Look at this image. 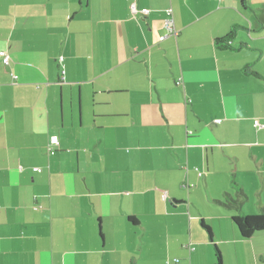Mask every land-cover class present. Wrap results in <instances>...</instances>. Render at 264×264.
<instances>
[{
  "label": "crops",
  "instance_id": "1",
  "mask_svg": "<svg viewBox=\"0 0 264 264\" xmlns=\"http://www.w3.org/2000/svg\"><path fill=\"white\" fill-rule=\"evenodd\" d=\"M247 66L264 0H0V264H264L233 220L264 213Z\"/></svg>",
  "mask_w": 264,
  "mask_h": 264
},
{
  "label": "trees",
  "instance_id": "2",
  "mask_svg": "<svg viewBox=\"0 0 264 264\" xmlns=\"http://www.w3.org/2000/svg\"><path fill=\"white\" fill-rule=\"evenodd\" d=\"M235 29L225 35L224 37L217 38L215 40V44L219 49L226 50H235L237 49L232 45L233 39L235 37ZM245 70L251 75H255L258 77H264L259 72L252 70L250 66H247ZM235 224L237 225L241 235L243 237L249 238L257 231H264V213L261 214H242L233 217ZM207 232L211 234V229L209 226L203 224ZM216 264H223V257L219 248H216Z\"/></svg>",
  "mask_w": 264,
  "mask_h": 264
},
{
  "label": "built area",
  "instance_id": "3",
  "mask_svg": "<svg viewBox=\"0 0 264 264\" xmlns=\"http://www.w3.org/2000/svg\"><path fill=\"white\" fill-rule=\"evenodd\" d=\"M131 10L133 13H137V12H142V13H146L148 10L146 8H143V9H139L137 7V5L135 3L131 4ZM164 29H165V33L163 35H161L160 39L163 40L165 39L166 37L168 36H178L179 35V30L176 28L175 26V20H174V17H173V10L171 8H168L166 10V18H165V21H164ZM59 61L62 63L63 62V57L61 56L59 58ZM3 62L4 63H9V56L6 55L4 58H3ZM62 74H65V70L62 69ZM16 78V76H15ZM256 124H259V121L256 120L255 121ZM59 145V137L57 135H53L50 137V143H49V153L50 154H53L55 153L56 151V147ZM39 168H35V170H38ZM197 171L199 172V175L202 176L203 175V172L200 171L198 168H197ZM189 184L188 183H184L182 185L183 188H189ZM164 197H167L166 194H164Z\"/></svg>",
  "mask_w": 264,
  "mask_h": 264
}]
</instances>
